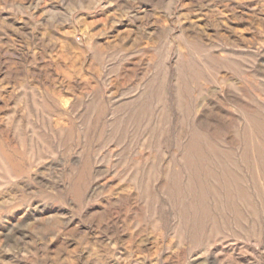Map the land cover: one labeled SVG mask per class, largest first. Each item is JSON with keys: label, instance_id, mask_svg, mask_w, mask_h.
<instances>
[{"label": "rangeland", "instance_id": "rangeland-1", "mask_svg": "<svg viewBox=\"0 0 264 264\" xmlns=\"http://www.w3.org/2000/svg\"><path fill=\"white\" fill-rule=\"evenodd\" d=\"M0 264H264V0H0Z\"/></svg>", "mask_w": 264, "mask_h": 264}]
</instances>
